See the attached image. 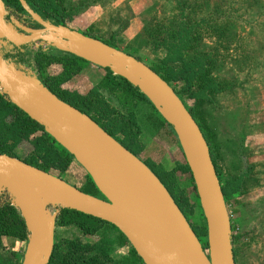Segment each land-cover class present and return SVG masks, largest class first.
Listing matches in <instances>:
<instances>
[{
    "label": "water",
    "instance_id": "obj_1",
    "mask_svg": "<svg viewBox=\"0 0 264 264\" xmlns=\"http://www.w3.org/2000/svg\"><path fill=\"white\" fill-rule=\"evenodd\" d=\"M18 1L41 28H27L15 21L18 32L6 25L5 4L0 0V46H45L108 69L137 88L176 136L207 233L206 251L167 189L143 161L90 117L57 98L37 77L0 56V94L67 151L102 196L85 194L60 178L0 154V197L8 195L28 234L21 264L49 263L59 209L111 224L143 264H235L230 216L207 142L173 88L133 56L67 24L44 20L25 0ZM51 207L56 208L54 213Z\"/></svg>",
    "mask_w": 264,
    "mask_h": 264
},
{
    "label": "rangeland",
    "instance_id": "obj_2",
    "mask_svg": "<svg viewBox=\"0 0 264 264\" xmlns=\"http://www.w3.org/2000/svg\"><path fill=\"white\" fill-rule=\"evenodd\" d=\"M66 1L72 5L83 1V6L70 18L68 25L79 31H87L86 28L92 25L90 33L119 47L150 69H155L156 60L164 57L161 48L153 47V39L140 34L146 20L157 23L171 19L174 6L166 0H156L158 3L154 0ZM257 1L264 4V0ZM153 2L155 8L149 16L146 10ZM210 2L220 3L227 9L222 13L225 12L233 22L236 37L222 44L227 49L219 47V52L225 56V64L218 72V76L232 83V87L208 98H197L195 102L185 98L184 103L212 148L219 178L229 184L234 183L237 188L227 207L234 228L231 245L235 264H264V6L259 9L251 0ZM20 16L28 18L27 14L21 13ZM137 33L138 38V35L134 37ZM25 52L28 54L26 61L36 63L35 54ZM80 65L82 68L61 83L60 88L82 98L90 114L109 126L116 138L123 140L136 157L160 176L184 207L190 225L199 231L205 221L191 176L181 168L184 159L177 140L147 103L136 102L121 93L114 96L100 88L104 76L102 69ZM62 69L60 64H52L47 69L36 71V75L42 78L57 76ZM181 84L170 83L177 90ZM14 121L12 114H6L0 108V146L20 161L33 154H41L34 152L31 144L38 135L16 136L11 126ZM55 167L51 170L75 188L80 189L87 184V173L74 160L67 167L62 163ZM55 209L51 207L50 212L54 213ZM56 235L58 240L70 239L73 230L59 228ZM83 240L90 242L95 238ZM0 243V254L5 261L11 258L22 261L27 240L4 237ZM130 248V245L115 247L111 255L112 264L127 256Z\"/></svg>",
    "mask_w": 264,
    "mask_h": 264
},
{
    "label": "trees",
    "instance_id": "obj_3",
    "mask_svg": "<svg viewBox=\"0 0 264 264\" xmlns=\"http://www.w3.org/2000/svg\"><path fill=\"white\" fill-rule=\"evenodd\" d=\"M2 1L7 9L13 13H23L26 15V12L23 10L18 0ZM25 1L26 4L43 19L62 25L68 24L70 18L79 12V8L83 6V1L73 5L66 0ZM251 1L253 4H256L259 9L264 6L263 3H260L257 0ZM154 2H156V0H154ZM154 2L146 10V13L149 14V16L155 8ZM166 2H169L174 6V15L171 19L169 18L170 20L166 22L165 19H163L164 24L163 22L154 23L151 20H146L143 23L141 31L142 34H140V36L153 39V47L162 49L164 57L160 60H156V65L154 64L155 69L152 70L169 86H171V82L182 83L179 90L173 87L172 88L185 108L194 118L191 110L188 109L184 103L185 98L194 99L195 102L197 98H208L212 95L227 91L232 87L231 82H228L218 76V72L224 68L225 64V56L223 53L219 52V47L227 49L223 47L222 44L226 40H233L236 37V34L231 18H228L225 15V12L222 13L223 9H227L223 8L220 3H209V0H166ZM82 33L86 36L95 38L92 36V33H90V29L83 31ZM140 36L138 35L136 38ZM205 41L208 44H205ZM102 42L120 50L119 47H115L111 43ZM58 53L59 52L43 53L41 51L33 53L35 54L36 62L33 63V65L36 71H41L44 68L47 69V67L52 64H60L63 68L61 73L57 76H45L44 78L38 77L41 83L57 98L90 117V119L106 133L136 156L134 151L127 147L123 140H119L115 137L113 130L109 126L103 124L101 119L90 114V109L83 103L82 98H80L77 94H70L60 88L61 83L69 80L72 75L76 74L80 68H82L80 63L86 65L91 64L70 54ZM18 61L22 63L23 56L19 55ZM102 70L104 71V76L101 81L100 88L108 90L114 96L121 93L136 102L140 101L147 103L176 139L172 128L164 122L146 97L141 94L137 88L131 86L124 79L112 75L108 69ZM0 108L3 109L6 114H12L15 117V121L11 126L13 127L16 136L19 135L21 138H26L31 135H38L33 141H31V144L34 147V152H40L41 154H33L30 158L22 160V162L61 179V177L56 175L51 169H56L55 166L59 167L60 163H62V166L64 167H67V165L69 166L70 162L74 160L73 157L61 146H59L48 134H46L39 124L30 120L22 111L12 105L5 95L2 94H0ZM195 122L207 142L210 157L220 182L225 204L228 207L229 200L233 195H235L237 188L234 183L229 184L227 181L224 182L219 178L212 148L208 140L205 138L203 129H201L196 120ZM128 123L130 124V122ZM128 123L127 125L130 127ZM178 148L181 151L179 144ZM5 150L6 149L4 147L0 146V154H6L10 157L16 158L13 153ZM54 162L55 164H53ZM144 164L146 163L144 162ZM147 167L164 185L189 223L185 209L177 200L172 189L166 185V183L152 170L150 166L147 165ZM62 168H60V171L63 170ZM181 168L185 173L190 174L185 160ZM77 189L94 197H98V195L101 196L88 175L87 184L83 188ZM195 197L199 205L196 191ZM190 227L202 244L203 248L207 249L206 223H204L199 231L194 229L191 225ZM59 228L73 230L72 238L58 240L56 230ZM233 230L234 228L231 223L232 233ZM27 235L24 221L18 210L10 204L8 195L6 193L3 194L0 197V242L4 237L15 238L19 241H26ZM83 238H95V240H90V242H88L84 241ZM233 238L234 237L231 235V240ZM126 245H129L126 238L111 224L73 210L59 209V213L55 219L54 247L48 264H112L113 259L111 255L115 247H124ZM233 257L235 261L234 252ZM0 264H21V261L17 262V260L13 258L9 261H5V258L0 254ZM115 264L143 263L137 256L136 252L130 248L128 255L124 256L119 263L117 262Z\"/></svg>",
    "mask_w": 264,
    "mask_h": 264
},
{
    "label": "flooded vegetation",
    "instance_id": "obj_4",
    "mask_svg": "<svg viewBox=\"0 0 264 264\" xmlns=\"http://www.w3.org/2000/svg\"><path fill=\"white\" fill-rule=\"evenodd\" d=\"M28 18H23L20 16V14H16V13H13L12 11L8 10L7 7L5 6V14L3 16V21L6 23V25H12L13 28L15 30H17L18 32H21L20 29L16 28L14 26V22L15 21H18L20 25L22 26H25L27 28H31V29H40L41 27L39 25H37L36 23H34L30 18L29 16H27ZM45 20V19H44ZM10 45V44H9ZM16 49V48H15ZM14 49V50H15ZM23 49V47H22ZM21 49L18 48L16 49V52L20 51ZM5 51V48L1 45L0 46V56L2 57L3 60L5 61H8V58H11V59H15V61L18 62V57H19V54L17 53V55L15 56H10V55H7L9 54V52H7L6 54H3V52ZM22 56V55H21ZM25 61V58L23 57V62Z\"/></svg>",
    "mask_w": 264,
    "mask_h": 264
},
{
    "label": "built area",
    "instance_id": "obj_5",
    "mask_svg": "<svg viewBox=\"0 0 264 264\" xmlns=\"http://www.w3.org/2000/svg\"><path fill=\"white\" fill-rule=\"evenodd\" d=\"M3 47L5 48V51L3 52V54H6L7 52H9V54H7V55L15 56L18 53L19 55H22L25 59H27L26 56L28 55L25 52L26 50L28 51V53H34V52H37V51H41L43 53L52 52L50 49H47L45 46L42 47L41 49L40 48H35V47L23 48L19 52L18 51L16 52V49L13 46L9 45V44H7L6 46H3ZM8 60H9L10 63H13L16 68H18V69L21 68L26 74H29V75H31L33 77H37L34 65H33V63L30 60L29 61H24L22 63H19V62L15 61V59H11V58H8Z\"/></svg>",
    "mask_w": 264,
    "mask_h": 264
},
{
    "label": "crops",
    "instance_id": "obj_6",
    "mask_svg": "<svg viewBox=\"0 0 264 264\" xmlns=\"http://www.w3.org/2000/svg\"><path fill=\"white\" fill-rule=\"evenodd\" d=\"M144 7H145V4L143 5V8H144ZM67 26H69L71 29L76 30V31H78V32H83L82 29H80V30H82V31H79L78 28H74V27H72V26H70V25H68V24H67ZM88 28L91 29V28H92V25L88 26L86 29L89 30ZM139 32H140V31H139ZM137 35H138V33H137L136 35H134V37H136ZM92 36L95 37V38H97L98 40L102 41V39L99 38L98 36L93 35V34H92ZM25 61H26V59H25Z\"/></svg>",
    "mask_w": 264,
    "mask_h": 264
}]
</instances>
